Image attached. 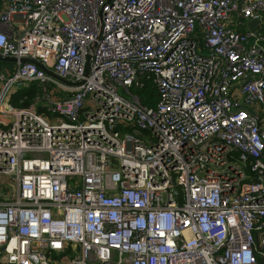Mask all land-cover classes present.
Returning <instances> with one entry per match:
<instances>
[{"label": "built area", "instance_id": "1", "mask_svg": "<svg viewBox=\"0 0 264 264\" xmlns=\"http://www.w3.org/2000/svg\"><path fill=\"white\" fill-rule=\"evenodd\" d=\"M0 53L65 79L0 71V264H257L264 0H0Z\"/></svg>", "mask_w": 264, "mask_h": 264}, {"label": "trees", "instance_id": "2", "mask_svg": "<svg viewBox=\"0 0 264 264\" xmlns=\"http://www.w3.org/2000/svg\"><path fill=\"white\" fill-rule=\"evenodd\" d=\"M3 63H8L6 61L0 60V65ZM9 69L10 67L7 66ZM14 67L11 68V72H13ZM132 91L136 93L140 99V101L146 106L154 107L158 101V93L152 79L148 77H144L142 84L131 87ZM40 91V84L36 81L29 83L28 85H22L16 91H14L11 95L10 101L13 105L24 107L30 104L35 95ZM39 110H44L45 106L41 104L38 105ZM248 170V167L245 168ZM257 264H264V255L256 256Z\"/></svg>", "mask_w": 264, "mask_h": 264}, {"label": "water", "instance_id": "3", "mask_svg": "<svg viewBox=\"0 0 264 264\" xmlns=\"http://www.w3.org/2000/svg\"><path fill=\"white\" fill-rule=\"evenodd\" d=\"M258 25V19L257 18H251L247 21V26L250 29H254L256 26ZM0 60L2 61H6V62H34L36 63L39 67H41L46 73H48L49 75L58 78L59 80L65 81V79L61 76H59L58 74L54 73L53 71H51L49 68H47L41 61H39L38 59L35 58H31V57H27V56H23L20 57L19 59H17L15 56H10V55H4L2 53H0ZM178 203L182 204L183 203V193H182V189L180 185H176L173 189Z\"/></svg>", "mask_w": 264, "mask_h": 264}, {"label": "rangeland", "instance_id": "4", "mask_svg": "<svg viewBox=\"0 0 264 264\" xmlns=\"http://www.w3.org/2000/svg\"><path fill=\"white\" fill-rule=\"evenodd\" d=\"M15 64H16L15 62H8L6 64L3 63V64L0 65V71H4L3 68H2L3 66H9L10 67V71H11V68L14 67ZM49 263L50 264H54V260L50 258L49 259Z\"/></svg>", "mask_w": 264, "mask_h": 264}]
</instances>
